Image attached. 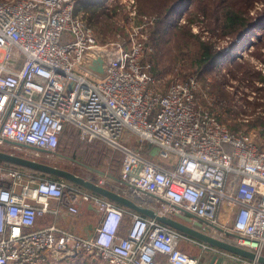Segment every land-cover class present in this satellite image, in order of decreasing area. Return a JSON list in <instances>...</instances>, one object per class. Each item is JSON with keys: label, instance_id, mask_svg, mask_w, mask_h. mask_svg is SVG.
Listing matches in <instances>:
<instances>
[{"label": "built area", "instance_id": "1", "mask_svg": "<svg viewBox=\"0 0 264 264\" xmlns=\"http://www.w3.org/2000/svg\"><path fill=\"white\" fill-rule=\"evenodd\" d=\"M77 1L0 0V149L47 162L69 127L82 141L105 140L123 153L119 177L96 169L92 180L264 255V143L202 104L197 76L160 89L144 63L147 37L102 44ZM98 52L108 59L103 77L82 66ZM89 205L99 213L90 235L37 227L47 213L78 216ZM182 241L262 264L65 179L0 163V264H63L80 254L104 264H203Z\"/></svg>", "mask_w": 264, "mask_h": 264}, {"label": "rangeland", "instance_id": "2", "mask_svg": "<svg viewBox=\"0 0 264 264\" xmlns=\"http://www.w3.org/2000/svg\"><path fill=\"white\" fill-rule=\"evenodd\" d=\"M82 1L76 2V6H80L78 13L91 23L102 44L125 43L136 32L143 34L153 46L144 63L151 80L159 84L160 89L165 88L172 78L197 76L201 86L198 91L201 103L212 108L231 131L246 135L258 144L264 143V123L257 120L264 116V82L249 75L256 72L264 76V47L259 44L264 40V23L251 30L233 49L232 44L237 42L239 34L232 32L223 10L226 9L225 4L229 8L231 3L238 11L249 4L240 0H202L201 5L198 2L189 3L175 12L166 31L156 39L153 32L159 16L140 14L139 0L135 3L132 0H101L93 6L98 8L94 10H87ZM218 3L221 4L220 19L214 17L211 11L219 6L216 5ZM263 6L262 2L255 1L248 6V12L237 16V20L259 19ZM204 8L209 9L207 14L203 12ZM204 44L211 45L213 51L223 52L216 64L210 67L203 62ZM242 64L245 66L240 70ZM102 141L82 142L78 136L71 138L67 135L57 153L47 162L86 177L98 173L96 169L119 177L121 156L113 153L107 141ZM133 143L138 145L139 141L134 138ZM153 149L154 146H146L145 153L149 154ZM71 157L76 160H71ZM110 185L116 188L118 183L110 182ZM94 220L93 223H98L99 218ZM183 242L192 247L188 251H201L200 247L188 241L181 242L182 249ZM63 264L104 263L93 261L87 254H80Z\"/></svg>", "mask_w": 264, "mask_h": 264}, {"label": "water", "instance_id": "3", "mask_svg": "<svg viewBox=\"0 0 264 264\" xmlns=\"http://www.w3.org/2000/svg\"><path fill=\"white\" fill-rule=\"evenodd\" d=\"M107 62H108V59L105 53L98 52L95 56L86 58L84 62L82 63V66L94 72L98 76L103 77L106 74ZM30 148L33 149V147H30ZM0 160L15 164V165H19L22 167H26L34 171L56 176L61 179H65L71 183L80 185L94 193L108 197L125 207L134 209L138 212H141L142 214L146 216L155 218L158 221L164 224H167L173 228H176L180 231H183L196 239L209 243L223 250L244 256L246 258H249L252 260H258L260 263L264 264V255H258L257 253L251 250L240 247L228 241L221 240L212 235L203 233L200 230L190 226L189 224L186 223L191 220L190 217L187 215H179L181 219L186 221L184 222L183 220H180L179 218H173V217H169L166 215L158 214L154 209L138 203L131 197L125 194H122L119 191L111 187L101 185L89 177H85L81 174H78L75 171H72L65 167H61L58 165L48 163L46 161L37 160L34 158H30L24 155H20V154L2 150V149H0ZM71 160H75V159L71 158ZM213 259H217L218 264H221L225 260L222 256H218L216 254L213 255Z\"/></svg>", "mask_w": 264, "mask_h": 264}, {"label": "trees", "instance_id": "4", "mask_svg": "<svg viewBox=\"0 0 264 264\" xmlns=\"http://www.w3.org/2000/svg\"><path fill=\"white\" fill-rule=\"evenodd\" d=\"M101 0H84L82 1L83 4H85L86 7H88L87 10H94V9H98V8H94L93 6L100 3ZM215 0H211V2H214ZM221 1V0H220ZM243 1L244 3H247L249 5H247L246 7L242 8L241 11L236 10V8L231 6V3L229 4V8L226 6V9L224 10V16L227 17L226 21H229L230 24V28L233 29L232 32H234V34L239 36L237 37V42L232 44V48L236 49L237 46L240 44L238 43V41L242 40L244 37H246L247 35H249L251 30H254L255 28L258 27V25H260V23H264V6H263V11L260 14L261 16L259 17V19H256L255 21H247V20H241L238 21L237 20V16H239L240 14L246 13L248 12V6H251L252 4L255 3V1H260L264 4V0H240ZM140 2V14H149V15H156L159 16L158 18V25L156 26L153 34L155 36L156 39H158L160 36H162V34L166 31L168 25L170 24V20L173 17V15L175 14V12L180 9L183 8L185 6H187L189 3H194V2H198L200 5L202 4V0H139ZM210 3V1H209ZM89 5L91 7H89ZM219 5L217 8H212L211 11L213 13V16L216 17L217 19L221 18V14H220V9L219 7L221 6L220 3L216 4ZM80 9V6H76L75 8V12L78 13ZM247 9V10H246ZM209 11L208 8H204L203 12L207 14V12ZM165 26V27H164ZM264 37V36H263ZM263 37H260V39H262ZM260 46L264 47V40H261L259 42ZM213 47L211 45H206L204 44L203 46V62L207 67H210L213 64H216L217 60L222 56L223 52H216L213 51L212 49ZM236 62L239 63L238 60H236ZM239 65V64H237ZM242 66H245L244 64L240 65V70H242ZM246 70V68H245ZM251 77H258L260 80H262L264 82V76H262L260 73H254V74H249ZM260 89V88H259ZM260 123H264V116H260L257 119ZM67 135L72 137H77L78 134L73 131V129H71L70 127L66 130L64 137L61 140L60 146L62 144V142L67 138ZM79 138V136H78ZM94 141H102L99 139L93 140L91 142ZM82 142H88V141H82ZM90 142V141H89ZM103 142V141H102ZM114 154H118L121 160V165H122V160H123V153L120 151H114ZM70 157V156H69ZM72 159H75L74 157H71ZM76 160V159H75ZM0 163H4V161L0 160ZM12 164V163H11ZM15 165V164H13ZM42 175L50 177V178H58L56 176H52V175H48L45 173L40 172Z\"/></svg>", "mask_w": 264, "mask_h": 264}, {"label": "crops", "instance_id": "5", "mask_svg": "<svg viewBox=\"0 0 264 264\" xmlns=\"http://www.w3.org/2000/svg\"><path fill=\"white\" fill-rule=\"evenodd\" d=\"M95 217L99 218V213L96 209H94V207L89 205V206H85L81 210V213L78 216H71V215L67 216L65 214L55 216L51 213H47L43 217L38 219L37 227H43L50 225L52 223H57L60 226H63L67 229H71L79 234L90 235L93 232L95 225L97 224L92 222L95 219ZM183 243H182L183 250L199 256L202 259L203 264H218V260L213 259V255L215 254L203 250L200 251L198 249L192 250L190 252L188 250H190V248L192 247L186 244V242ZM221 264H238V262L235 261L231 262L228 260H224Z\"/></svg>", "mask_w": 264, "mask_h": 264}, {"label": "bare ground", "instance_id": "6", "mask_svg": "<svg viewBox=\"0 0 264 264\" xmlns=\"http://www.w3.org/2000/svg\"><path fill=\"white\" fill-rule=\"evenodd\" d=\"M53 155H55V154H50V157H52ZM90 178H92V179H94V180L98 181V179L96 178V175H91V177H90Z\"/></svg>", "mask_w": 264, "mask_h": 264}]
</instances>
